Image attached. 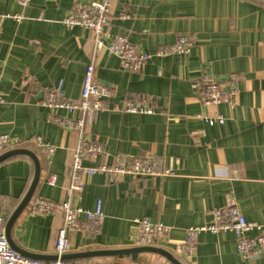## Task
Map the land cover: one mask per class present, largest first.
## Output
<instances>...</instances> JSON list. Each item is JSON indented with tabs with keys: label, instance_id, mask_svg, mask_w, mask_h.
I'll return each mask as SVG.
<instances>
[{
	"label": "crops",
	"instance_id": "1",
	"mask_svg": "<svg viewBox=\"0 0 264 264\" xmlns=\"http://www.w3.org/2000/svg\"><path fill=\"white\" fill-rule=\"evenodd\" d=\"M101 1L32 0L24 8L17 0H0V16L9 17L0 38V134L22 144L37 137L56 149L48 158L39 147L26 145L41 164L33 198L71 201L92 212L102 203L106 218L100 233H71L70 255L140 247L137 221L147 219L168 229L163 241L147 247L164 249L182 264H264V255L243 259L230 231L202 232L193 256L183 250L189 229L211 225L213 211L229 196L248 222L264 223V0H117L107 35L125 36L149 55L138 74L124 71L118 56L98 51L90 31L63 24L76 2ZM125 9L129 17L123 19ZM183 35L194 39L188 54L157 55ZM89 64L100 83L114 87L115 96L107 111L87 120L83 138L100 142L104 152L85 166H113L117 156L126 155L151 159L169 169V176L85 177L83 192L69 195L72 153L80 137L57 123L42 100L61 83L66 97L78 101ZM205 73L240 76L235 108L199 102L194 85ZM139 96L151 99L153 114L125 112ZM206 115L223 116L225 124L210 126ZM56 116L79 115L62 110ZM51 176L57 177L55 186L48 183ZM34 178L35 164L27 156L0 165V210L7 222ZM27 208L13 228L14 243L28 253L55 257L63 215L34 216ZM69 262L173 264L156 253L136 260L92 256Z\"/></svg>",
	"mask_w": 264,
	"mask_h": 264
},
{
	"label": "built area",
	"instance_id": "2",
	"mask_svg": "<svg viewBox=\"0 0 264 264\" xmlns=\"http://www.w3.org/2000/svg\"><path fill=\"white\" fill-rule=\"evenodd\" d=\"M32 0H17L21 7H28ZM117 0H102L101 2L82 3L76 2L69 11L63 24L70 30L82 28L90 31L94 36V43L97 50L106 51L109 55L120 58L124 71L129 73H141L149 55L141 53L125 36L110 38L107 35V28L111 18V10ZM125 9L121 18L129 17ZM8 16H0V38L3 30V22ZM20 20V17H14ZM194 46V39L189 36H180L177 42L169 47H161L157 51L160 57L171 55H185ZM241 78L238 74H230L225 78H217L210 74H203L194 85L195 94L199 102L204 107H215L227 105L235 108L239 94V82ZM115 96L114 87L100 83L95 78V68L93 64L86 67L85 78L82 86L81 96L78 101H70L60 83L56 88L47 91L42 100V104L47 108L55 121L65 128L75 131L80 137L77 148L72 153V163L70 166L71 183L68 189L70 196L80 195L84 190L85 177L96 175H108L113 179L123 176L134 177H166L171 174L169 169H164L151 159L128 157L119 155L115 158L113 166L87 167L86 162H94L103 155L104 147L100 142L89 141L83 138L87 120L93 115L108 110V100ZM151 99L145 96L133 98L125 106V112L130 114H153L154 109L150 105ZM4 103L0 94V106ZM66 111L73 117H57L58 111ZM204 120L210 125H224L223 116H208ZM40 148L45 156L51 158L56 149L45 144L40 138H33L27 143ZM27 144L14 141L9 135L0 134V155L17 149L26 148ZM56 176H51L48 183L55 186ZM28 212L34 216H48L62 214L64 217L63 227L60 229L56 241L55 252L58 260L46 262L34 260L21 255L13 250L6 235V217L0 210V264H71L62 259L72 250L70 234L80 232L84 235L100 233L105 221V213L102 203L99 202L95 211H86L82 207L74 206L71 201L53 202L40 197L33 198L28 206ZM84 215L85 219L81 216ZM137 243L140 247H147L152 243L163 241L168 229L162 224H154L149 220H139ZM221 231H230L236 238L238 252L243 259H251L264 255V223H250L242 214L234 197L229 196L226 205L221 209L213 211V223L209 226L191 228L188 231L187 239L183 246L187 257L193 256L198 235L202 232L213 234ZM255 233V234H254Z\"/></svg>",
	"mask_w": 264,
	"mask_h": 264
},
{
	"label": "water",
	"instance_id": "3",
	"mask_svg": "<svg viewBox=\"0 0 264 264\" xmlns=\"http://www.w3.org/2000/svg\"><path fill=\"white\" fill-rule=\"evenodd\" d=\"M17 156H27L31 158L34 161L35 164V178L32 183V186L30 190L28 191L27 195L23 199L22 203L20 206L17 208L15 213L10 217V219L7 222L6 225V235L8 242L10 243L11 247L13 248L14 251L20 253L21 255L34 259V260H39V261H50L54 262L58 260V256L55 257H48V256H43V255H36L32 253H28L22 249H20L13 241L12 239V231L14 226L16 225V222L18 218L22 215V213L25 211V209L28 207L30 204L36 188L38 186L39 180H40V174H41V164L38 156L27 149H17V150H12L9 152H6L2 155H0V165L7 160L17 157ZM143 253H156L159 254L165 258H167L171 263L173 264H182L179 262L177 259H175L169 252H167L164 249L156 248V247H137L133 249H126V250H117V251H99V252H92V253H84V254H75V255H64L62 257L63 260L65 261H70L76 258H81V257H92V256H115V257H132L133 260H136L140 254Z\"/></svg>",
	"mask_w": 264,
	"mask_h": 264
}]
</instances>
